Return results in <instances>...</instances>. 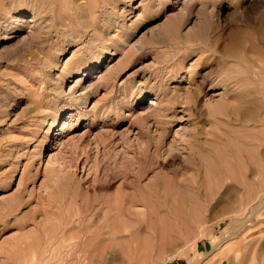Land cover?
Listing matches in <instances>:
<instances>
[{"label":"rangeland","instance_id":"obj_1","mask_svg":"<svg viewBox=\"0 0 264 264\" xmlns=\"http://www.w3.org/2000/svg\"><path fill=\"white\" fill-rule=\"evenodd\" d=\"M81 1L64 3L74 7ZM94 1L103 42L90 31L79 43L52 49L57 65L45 71L47 84L70 104L52 127L50 118L40 124L30 109L32 67L23 66L22 59L35 50L38 32L54 26L55 16L38 0H0V264H34L32 255L50 246L44 264H83L79 255L84 253L71 252L80 238L89 233L96 238L100 230L95 224L103 223L107 199L120 200L119 205L113 201L114 207L128 211V218L122 212L118 216L124 252H116L113 264H248L246 244H255L262 257L264 192L255 190L259 194L252 203L245 195L260 183L256 168L264 163V35L258 33L264 0H170L160 9L161 0L151 7V0ZM236 32L244 36L238 35L241 41ZM72 37L79 39L62 36ZM113 39L121 43L117 51ZM249 42L258 44L256 52ZM101 43L110 46L99 65L70 73L62 69L65 63L69 71L80 65L87 51L93 53ZM212 43L214 49H207ZM225 43L239 44L233 48V63L223 61ZM86 92L88 98L75 106L74 97ZM194 174L207 179V196L202 187L194 189ZM44 197L61 207L64 230L76 227L61 244L54 241L60 215L46 213ZM110 204L109 217L117 211ZM159 207L167 214L155 215ZM256 207L260 210L253 214ZM82 226L89 231L83 233ZM261 257L254 263L264 264Z\"/></svg>","mask_w":264,"mask_h":264},{"label":"bare ground","instance_id":"obj_2","mask_svg":"<svg viewBox=\"0 0 264 264\" xmlns=\"http://www.w3.org/2000/svg\"><path fill=\"white\" fill-rule=\"evenodd\" d=\"M39 1V3L41 4V5H45L46 7V9H48V10H50L52 13H53V15L55 16L54 17V22H55V24H54V26L52 27V26H50L49 28L50 29H47V30H41V32H38V34L35 36V38H37V40H38V43H37V46H35L36 48H35V50H31L28 54V56L27 57H25V58H23L22 60V62H23V66H25L24 64H28V67L30 66V67H32V73H31V75L33 76V80L30 82V90H29V95H30V102H31V111L33 112V114H34V116H35V118L36 119H39L40 120V124H42L44 121H46L47 120V118H50V120L49 121H51L50 122V124H51V126L53 127L55 124H56V121H57V119H58V117H59V115L60 114H62V112L65 110V109H68L69 107H70V104H67L66 103V101L65 100H61V99H59V97H58V95L57 94H55V92H53V89H51V88H49L48 87V84H47V78H46V75L45 74H47L45 71L48 69V70H50L51 68H53V67H55L56 65H57V62H56V60H57V57H58V55L55 53V52H53L52 51V49H54L56 46H59V47H63V46H66V45H69V44H73V43H79L81 40V38L84 36V34L86 33V34H89L90 33V31H92V34L94 35V38H99L100 40H101V42H103V37H104V32L102 31V29L100 28V25H99V22L95 19V16H94V13H95V1L94 0H85V1H81V2H79V3H75V5H74V7L73 6H71V5H69V4H65L64 2H65V0H38ZM154 2H156V0H151V2L148 4V6H152V4H154ZM168 3H170V0H161V2H160V4L158 5V8L160 9V8H162V7H164V5H168ZM73 8L75 9V11H74V14L73 15H70V14H68L67 13V11L68 10H70V9H72L73 10ZM63 9H64V12H63ZM185 14V13H184ZM88 17L90 18V19H88ZM84 18H86V19H88V20H84ZM263 19V18H262ZM259 26V25H258ZM240 31L242 30V29H239ZM259 30L263 33H261V35L259 34V36L260 37H262L263 38V36L262 35H264V23H263V26H261L259 29H258V33H260L259 32ZM257 31V30H256ZM244 32V31H243ZM242 32V33H243ZM65 34H70L71 36H74V38L76 37H78L79 39H78V41H75L74 39H73V37L72 38H69V39H64V38H62V36L63 35H65ZM236 34H237V32H236ZM235 33H234V35H236ZM238 35H241V37L240 36H238ZM248 35H249V33H248ZM92 37V36H91ZM238 39H236L237 41L238 40H240L241 41V39H243V37L244 36H242V34H240V32L237 34V36H236ZM245 37H247V36H245ZM93 38V37H92ZM239 38H241V39H239ZM261 38V39H262ZM245 39L246 38H244V41H245ZM251 39V37L250 38H248V39H246L247 41L248 40H250ZM92 41H94V39H91ZM235 40V39H234ZM233 39H232V41H230V42H233L234 41ZM239 41V44L242 46V42H243V40H242V42H240ZM247 41H245L244 43L246 44V43H248ZM251 41V40H250ZM227 42V41H226ZM252 42H254L253 40H252ZM94 43V42H93ZM233 43H236V41L235 42H233ZM249 43H251V42H249ZM256 43V42H255ZM229 44H231V43H229ZM227 45L226 43L225 44H223V46H222V56H223V61L227 64L228 63V61H230V62H232L231 60H233L234 59V57H236L237 55L235 54V52H234V50H233V48L234 49H236V47L239 45H235V46H233V48H232V45ZM244 44V45H245ZM252 44V43H251ZM250 44V45H251ZM254 44V43H253ZM252 44V46H254L253 48L255 49H253L255 52H256V50H258V48H257V46H258V44H257V46H256V44H254L253 45ZM206 45V44H205ZM244 45H243V47H244ZM110 45H108V44H104V43H101L99 46H96L97 48H96V51H94L93 53H91V52H88L87 51V53H86V55H85V60L84 61H82V62H80V65H76L75 67H73V69H71L70 71L69 70H67V68H66V64L67 63H65V66H63L62 67V69L64 68L65 70H66V73H70V72H72V71H78V70H80V67L81 66H85L86 67V71H87V69L88 68H90V67H92L93 65H99L100 64V62H101V60L104 58V56L106 55V52H107V50H105V49H107L108 47H109ZM111 46L114 48V51H117V50H119L120 49V47H121V43H120V41L119 40H112V43H111ZM208 47H207V49H214V43H212V44H210V45H207ZM240 47V46H239ZM239 47H238V50L239 51H241L240 49H239ZM250 47V46H249ZM99 48V49H98ZM201 48V47H200ZM246 48V47H245ZM244 48V50H246ZM251 48V47H250ZM249 48V49H250ZM87 49H91V47L88 45V47H87ZM86 49V50H87ZM93 49V48H92ZM216 50V49H215ZM248 50V49H247ZM253 50H251V51H253ZM57 51V50H56ZM91 51V50H90ZM203 54V53H202ZM238 59V58H237ZM211 60V59H210ZM209 60V61H210ZM235 60H236V58H235ZM239 60V59H238ZM208 61V62H209ZM22 62H21V65H22ZM233 63V62H232ZM235 63V62H234ZM230 64V63H229ZM26 67V66H25ZM25 67H23V69L25 68ZM22 68V67H21ZM211 69H213V68H211ZM222 69V68H221ZM227 69V67L225 68V70ZM210 70V69H209ZM223 70V69H222ZM221 70V71H222ZM21 72H23V71H21ZM222 72H224V71H222ZM221 72V73H222ZM220 73V74H221ZM225 73H227V72H225ZM230 73H232V72H230ZM212 75V74H211ZM205 76V75H204ZM217 76H219V74L217 75ZM207 77V76H206ZM221 77V76H220ZM226 77V76H225ZM59 79H62V76L60 75L59 76ZM204 79V78H203ZM208 79V78H207ZM206 79V80H207ZM225 79V78H224ZM228 79H231L229 76H228ZM239 79V78H238ZM210 81V80H209ZM222 81V80H221ZM218 82V81H217ZM214 83H216V82H214ZM200 84V83H199ZM214 85H216V84H214ZM226 87V86H225ZM209 88H211V87H209ZM194 90V89H193ZM201 92V91H200ZM258 93H259V90H258ZM263 95V94H262ZM226 96V95H225ZM233 97V96H232ZM236 97L238 98V96H235V99H236ZM241 97V96H240ZM83 98H85V99H87L88 98V92H86L83 96H81V97H74V99L76 100V103L74 104L75 106L76 105H79L80 103H79V100L81 101ZM166 98H168V97H166ZM224 98V97H223ZM245 98V97H244ZM262 99H264V98H262ZM185 100V99H184ZM228 100V99H227ZM230 100V99H229ZM239 100V99H238ZM246 100V99H245ZM264 101V100H263ZM231 102V101H230ZM241 102V101H240ZM245 102V101H244ZM243 102V103H244ZM247 102V101H246ZM232 103V102H231ZM231 103H230V105H231ZM242 103V102H241ZM262 103V102H261ZM229 104V103H228ZM233 104V103H232ZM252 104V103H251ZM72 105V104H71ZM244 105V104H243ZM258 106V105H257ZM262 106V109H264V105H261ZM244 107V106H243ZM248 107V106H247ZM250 107V106H249ZM250 108H252V107H250ZM249 108V109H250ZM214 109H216L215 107H214ZM244 109V108H243ZM254 109V108H253ZM258 109V108H257ZM68 110H70V109H68ZM252 110V109H251ZM262 111V110H261ZM264 111V110H263ZM209 112H210V110H209ZM253 112V111H252ZM224 113V112H223ZM210 114H211V112H210ZM217 114V113H216ZM255 115H257V114H255ZM260 115V114H259ZM259 115H257V117L259 116ZM264 115V114H263ZM214 116V115H213ZM246 116H248L247 114H246ZM214 117H217V116H214ZM224 117V116H223ZM248 118H249V116H248ZM69 119V117H66L65 119H64V122L65 121H67ZM215 119V118H214ZM219 119V118H218ZM241 119V118H240ZM257 119V118H256ZM255 119V120H256ZM220 120V119H219ZM224 120H225V118H224ZM227 121V120H226ZM218 122V121H217ZM240 122V121H239ZM247 123H248V121H246ZM262 122V121H261ZM66 123V122H65ZM238 123V122H237ZM251 123V122H250ZM263 123H264V119H263ZM73 124H75V121H73ZM219 125H220V123H218ZM254 124H255V122H254ZM260 124V123H259ZM247 125H249V123L247 124ZM257 125V124H256ZM235 126H237L236 124H235ZM252 126V125H251ZM250 126V127H251ZM258 126V125H257ZM222 127V126H221ZM240 127V126H239ZM248 127V126H247ZM252 128V127H251ZM211 133V132H210ZM215 137H217V136H215ZM264 138V137H263ZM57 139V138H56ZM222 139V138H221ZM43 142L45 141V142H47V140H48V137L47 136H45L43 139H41ZM214 140H217V139H214ZM262 140V139H261ZM41 141V142H42ZM51 141V140H50ZM50 141H49V144H50ZM209 141H211V140H209ZM213 141V140H212ZM240 141V140H239ZM243 141V140H242ZM44 142V143H45ZM142 142H143V140H142ZM194 142V141H193ZM219 142H220V140H219ZM245 142V141H244ZM44 143H41V145H40V147L42 146V145H44ZM248 143V142H247ZM256 143V142H255ZM142 145H143V143H142ZM244 146H245V143L243 144ZM249 145V144H248ZM253 145V144H252ZM255 145V144H254ZM253 145V146H254ZM259 145H260V143H259ZM261 145H263V144H261ZM210 146V145H209ZM252 146V147H253ZM251 147V146H250ZM257 147V146H256ZM259 147V146H258ZM144 148V147H143ZM187 148V147H186ZM189 148V147H188ZM187 148V149H188ZM186 149V150H187ZM258 149V148H257ZM260 149V148H259ZM157 150V149H156ZM264 150V149H263ZM218 151V150H217ZM257 151V150H256ZM157 152V151H156ZM231 152V151H230ZM248 152V151H247ZM142 153V152H141ZM232 153V152H231ZM256 153V152H255ZM198 154H200V153H198ZM248 154V153H247ZM253 154V153H252ZM262 154V153H261ZM158 155V154H157ZM210 155V154H209ZM255 155V154H254ZM253 155V156H254ZM264 155V154H263ZM200 156V155H199ZM256 156H257V154H256ZM187 157V156H186ZM194 157H196V156H194ZM263 157V156H262ZM261 157V158H262ZM257 158V157H256ZM260 158V157H259ZM193 159V158H192ZM195 159V158H194ZM263 159V158H262ZM202 160V159H201ZM264 160V159H263ZM262 160V161H263ZM128 161V160H127ZM132 161H133V159H132ZM199 161V160H198ZM261 161V160H260ZM150 162V161H149ZM148 162V163H149ZM201 161H199L198 163H200ZM213 162V161H212ZM254 162V161H253ZM253 162H250V163H252L253 164ZM147 163V164H148ZM151 163V162H150ZM194 163V162H193ZM195 163H196V161H195ZM260 164L258 165L257 163V165H258V167L256 168V171H257V173L258 174H260L262 177V179H260V183H255V185H257L256 187H255V185L254 186H252V189L249 191V189H250V187H249V184H251V183H247V186L249 187V189H246V193H247V195H245V199H247L248 201H249V203L251 202V201H256V199L255 200H253L254 198H257L258 196L257 195H255V193L256 194H259V192H260V190H262L263 192H264V185H263V181H264V163H261V162H259ZM203 163H201V164H199L200 165V167H201V165H202ZM204 165V164H203ZM207 165V164H206ZM219 165V164H218ZM247 165L249 166V164L247 163ZM208 166V165H207ZM203 167V166H202ZM201 167V168H202ZM205 167V166H204ZM210 167V166H209ZM221 167V166H220ZM223 167V166H222ZM191 168V167H190ZM219 168V167H218ZM144 170H146V168L144 167L143 168ZM213 169V168H212ZM251 169H253V167L251 168ZM209 170V169H208ZM254 170H255V168H254ZM215 171V170H214ZM217 171V170H216ZM220 171H223V170H221V168H220ZM183 172V171H182ZM192 172V171H191ZM251 172V171H250ZM141 173H142V171H141ZM210 173V172H209ZM232 173V172H231ZM161 174V173H160ZM159 174V175H160ZM199 174V173H198ZM220 174V173H219ZM253 174V173H252ZM140 175V174H139ZM138 175V176H139ZM183 175V174H182ZM192 175V174H191ZM210 175H211V173H210ZM222 175V174H221ZM260 175H259V177H260ZM158 175L156 174V177H157ZM161 176V175H160ZM176 176V175H175ZM178 176V175H177ZM136 177V176H135ZM161 177H163V176H161ZM165 177L166 176H164L163 178L165 179ZM184 176H182V178H183ZM202 177V176H201ZM210 177V176H209ZM219 177H220V175H219ZM231 177H233V176H231ZM140 178V177H139ZM153 178H155V177H153ZM158 178H160V177H158ZM163 178H160V179H163ZM178 178V177H177ZM179 178H181V176L179 175ZM138 179V178H137ZM163 179V180H164ZM188 179V178H187ZM135 180V179H134ZM158 180V179H157ZM186 180V179H185ZM189 180H190V177H189ZM222 180V179H221ZM220 180V181H221ZM150 181V180H149ZM174 181V180H173ZM175 181H177V180H175ZM174 181V182H175ZM206 181H207V179L206 178H203V179H200V178H198V176H197V174H194L193 176H192V183H193V187H194V189H196L197 191L200 189V187H202V189H204V191H205V193H206V196H207V191H209V186L210 185H208V183H206ZM130 182H132V181H130ZM134 182V181H133ZM139 182V181H138ZM163 182V181H162ZM165 182H167V181H165ZM178 182V181H177ZM184 182V181H183ZM187 182V181H186ZM222 182V181H221ZM246 182V181H245ZM256 182V181H255ZM124 183V182H123ZM135 183V182H134ZM137 183V182H136ZM140 184V183H139ZM157 184V183H156ZM155 184V185H156ZM161 184V183H160ZM177 184V183H176ZM188 184V183H187ZM186 184V185H187ZM209 184H211L210 182H209ZM221 185H222V183H220ZM243 184V183H242ZM246 184V183H245ZM244 184V186L245 187H247L246 185ZM254 184V183H253ZM175 185V184H174ZM183 185H185V184H183ZM185 185V186H186ZM189 185H191V184H189ZM216 185H217V183H216ZM252 185V184H251ZM166 186V185H165ZM152 187V186H151ZM162 187V186H161ZM178 188L180 187V185L179 186H177ZM181 187H184V186H182L181 185ZM191 187V186H190ZM212 188H213V186H211ZM216 187V186H215ZM261 187H263V188H261ZM166 188V187H165ZM139 189H141L140 187H139ZM143 189H144V187H143ZM143 189H142V191H143ZM166 189H168V188H166ZM183 189V188H182ZM181 189V190H182ZM191 189H193V188H191ZM191 189H189V190H191ZM215 189V188H214ZM146 190V189H145ZM149 190V189H148ZM147 190V191H148ZM150 190H152V188L150 189ZM169 190V189H168ZM176 189L175 188H173V191H175ZM181 190H180V192H181ZM186 190V189H185ZM216 190H217V188H216ZM255 190H259V192L257 193V192H254ZM177 192V191H176ZM179 192V193H180ZM186 192V191H185ZM188 192V191H187ZM191 192V191H190ZM193 192V191H192ZM215 192V191H214ZM253 192H254V194H253ZM144 193H146V192H144ZM243 193V192H242ZM241 193V194H242ZM245 193V192H244ZM149 194V193H148ZM150 194H153V193H150ZM158 194V193H157ZM185 194V193H184ZM191 194V193H190ZM195 194V193H194ZM143 195V194H142ZM163 195H165V194H163ZM177 195H178V193H177ZM182 195V194H181ZM198 195V194H197ZM200 195V194H199ZM201 195H203V194H201ZM216 195V194H215ZM150 196V195H149ZM152 196V195H151ZM161 196V195H160ZM167 196V195H166ZM180 196V195H179ZM178 196V197H179ZM189 196V195H188ZM204 196V195H203ZM202 196V197H203ZM261 196H262V194H261ZM261 196L259 195V197L261 198ZM142 197V196H141ZM153 197V196H152ZM152 197H150V198H152ZM155 197H157V196H155ZM154 197V198H155ZM169 197V196H168ZM172 197V196H171ZM210 196H208V198H209ZM45 198V197H44ZM109 198V197H108ZM149 198V199H150ZM190 198V197H189ZM198 198H199V196H198ZM212 198H213V196H212ZM46 200H47V203H46V206H47V208L48 209H45L46 210V213L48 214V215H52L53 217H56V216H58V214L61 212L60 211V209H61V207L58 205V203L57 202H55V200L53 199V200H51L49 197L47 198H45ZM105 199H107V198H105ZM128 199H129V201H130V198L128 197ZM143 199V198H142ZM159 199H162V198H159ZM174 199V198H173ZM238 199V198H237ZM241 199H243L242 198V196H241ZM244 199V201L243 202H245L246 200ZM263 199V198H262ZM109 199H107L106 201L107 202H105L104 200V205H106V204H108V209L106 210V209H103V215H102V221H103V223H96L95 225L99 228V230H100V232H98V235L96 236V238H95V236H90V233H89V236L87 237H85V238H80L78 241H76V244H75V248H74V250L71 252V254H73V253H76V254H78L79 255V252H83L84 254H80L79 255V258L81 259V263H86V264H113V262H112V258L113 257H115L114 255L116 254V252L117 251H122V250H124L123 249V247L124 246H122V240L124 239L121 235H119V234H117V221H118V216L120 217L121 216V210L120 211H118V209H117V207L115 208L114 206V204L115 203H118V205H119V202H117V201H120V200H117V199H112V200H110V201H108ZM134 200V199H133ZM141 200V199H140ZM151 200V199H150ZM157 200V199H156ZM165 200H166V198H165ZM168 200H169V198H168ZM175 200V199H174ZM178 200V199H177ZM184 200V199H183ZM239 200H240V198H239ZM112 201V202H111ZM113 201H116L115 203L113 202ZM169 201H171V200H169ZM168 201V202H169ZM212 201V200H211ZM231 201V200H230ZM264 201V200H263ZM240 202H242V201H240ZM242 202V203H243ZM110 203H113V207L115 208V209H117V211L118 212H120V215L117 213V211L114 209L112 212H114V211H116V212H114L113 213V215L112 216H110L109 217V209H110ZM121 203V202H120ZM142 204H143V201L141 202ZM167 203V200L165 201V204ZM173 203V202H172ZM208 203V202H207ZM216 203V202H215ZM245 203H248V202H245ZM252 203V202H251ZM256 203H258V201L256 202ZM129 204V203H128ZM130 204H131V202H130ZM146 203H144V205H145ZM162 204H163V202H162ZM263 204H264V202L262 203V206H263ZM97 205V204H96ZM95 205V206H96ZM125 205V204H124ZM148 205V204H147ZM159 205V204H158ZM169 205V204H168ZM175 205V204H174ZM237 205V204H236ZM239 205V204H238ZM251 205V204H250ZM249 205V206H250ZM80 206V205H79ZM99 206V205H98ZM101 206H102V204H101ZM134 206V205H133ZM171 207L170 208H172V206L173 205H170ZM223 206V205H222ZM222 206H221V208H222ZM244 206H245V204H244ZM120 207V206H119ZM124 207H126V206H124ZM123 207V208H124ZM132 207V206H131ZM163 207V206H162ZM225 207V206H224ZM234 207V206H233ZM246 207V206H245ZM247 207H248V204H247ZM261 207V206H260ZM260 207L259 208H255V210H253V214H255V213H258L259 212V210H260ZM104 208H105V206H104ZM107 208V207H106ZM164 208V207H163ZM167 208H168V206H167ZM166 208V209H167ZM173 208H174V206H173ZM230 208V207H229ZM82 209V208H81ZM112 209V208H111ZM157 209H159V210H157ZM156 210H157V214H155V215H158L159 214V212L158 211H160V207L159 208H157ZM169 209V208H168ZM175 209V208H174ZM82 211V210H81ZM123 211H124V209H123ZM166 211H168V210H166ZM166 211H164V212H166ZM230 212H231V210H229ZM241 211H242V209H241ZM102 212V211H101ZM168 212H171L170 211V209H169V211ZM172 212H173V209H172ZM218 212V211H217ZM221 212V211H220ZM219 212V213H220ZM84 213L85 212H83V215H84ZM122 213H124V214H127L128 213V211H127V213H126V210H125V212H122ZM155 213H156V211H155ZM160 213H162L161 211H160ZM233 213V212H232ZM237 213V212H236ZM242 213V212H241ZM61 214V213H60ZM59 214V215H60ZM124 214H122V216L124 217ZM149 214V213H148ZM163 214V213H162ZM164 214H167V212L166 213H164ZM164 214L162 215V216H164ZM171 214V213H170ZM201 214V213H200ZM217 214V213H216ZM215 214V215H216ZM224 214V213H223ZM238 214V213H237ZM55 215V216H54ZM169 215V214H168ZM214 215V216H215ZM225 215H228V214H226L225 213ZM224 215V216H225ZM239 215V214H238ZM90 216V215H89ZM128 216V214L126 215V217ZM151 216H152V213H151ZM154 216V215H153ZM152 216V217H153ZM202 216V215H201ZM217 216V215H216ZM229 216V215H228ZM253 216V215H252ZM49 217V216H48ZM52 217V218H53ZM69 217V216H68ZM84 217V216H83ZM151 217V218H152ZM155 217V216H154ZM153 217V218H154ZM197 217V216H196ZM204 217H205V215H204ZM230 217V216H229ZM50 218H51V216H50ZM63 218H65V217H63ZM62 217H61V215L60 216H58V220L57 221H59V225H60V229H59V231H58V235H54L55 236V240L54 241H56V239H58V241L57 242H60V244L61 243H63L62 241H60V240H62L66 235H67V231L69 232V230H71L70 228L69 229H67V230H64V227H66L65 225H66V223H65V221H64V219H63ZM128 218V217H127ZM214 218V217H213ZM226 218V217H225ZM249 218V217H248ZM69 219V218H68ZM82 219V218H81ZM88 219H90L89 217H88ZM108 219H110V222H108L107 220ZM71 220V219H70ZM74 220H75V218H74ZM84 220V219H83ZM204 220V219H203ZM202 220V221H203ZM52 221H54V219L52 220ZM107 221V222H106ZM245 221V220H244ZM78 222H81V223H83L82 222V220H78ZM85 222V221H84ZM201 222V221H200ZM200 222H198V223H200ZM50 223V222H49ZM48 223V224H49ZM72 223H74V222H72ZM87 223V222H86ZM52 224H53V222H52ZM79 224V223H78ZM260 224V223H259ZM85 225V224H84ZM87 225V224H86ZM258 224H256V226H257ZM53 226V225H52ZM93 226V225H92ZM91 226V227H92ZM119 226V225H118ZM238 226V225H237ZM253 226V227H252ZM250 228H254V227H256V226H254V225H252ZM94 227V226H93ZM232 227V226H231ZM74 228L76 229V227L74 226ZM248 228V227H247ZM75 229H73V231L71 230L70 232L73 234V232L74 231H76ZM83 233H84V230H87V231H89L88 229H90V228H85L84 226H82V228H79ZM78 230V229H77ZM250 230V229H249ZM247 231H248V229H247ZM92 232H94L93 230H92ZM233 232V231H232ZM70 233V234H71ZM78 233V232H77ZM254 233V232H253ZM76 234V233H75ZM93 234V233H92ZM262 234V233H261ZM53 235V234H52ZM96 235V234H95ZM134 235V234H133ZM133 235H131L130 234V237L131 236H133ZM77 236H78V234H77ZM85 236V235H84ZM100 236V237H99ZM90 237L92 238V240H94L93 242H92V240L90 239ZM99 237V238H98ZM74 238H75V236H74ZM73 238V239H74ZM253 238V237H252ZM251 238V239H252ZM46 239V238H45ZM52 239V238H51ZM98 239V240H97ZM64 240V239H63ZM65 240H67V237H65ZM90 240H91V242H92V244L93 245H90L91 243H89L90 242ZM46 241V240H45ZM258 241V240H257ZM43 242V241H42ZM41 242V243H42ZM247 242V241H246ZM52 243H53V241L51 242V245H52ZM56 243V242H55ZM252 243V242H251ZM50 244V243H49ZM54 244V243H53ZM58 245V244H57ZM88 245H90V246H92L93 248H92V250L90 249V250H88L89 249V247H87ZM54 245H52V247H53ZM254 246H255V244H254ZM253 245H249V246H247V244H246V249L248 248V260H249V262H248V264H255L254 262L256 261V263H257V260H255V259H257V257H261V256H258L256 253V251H255V247H254ZM43 247V246H42ZM51 247V246H50ZM50 247H49V249H47V250H50ZM106 247H107V249H110V250H107V251H105L104 249H106ZM46 248H48V246H46ZM60 248H62V247H60ZM260 249V248H259ZM258 249V250H259ZM263 250H264V247L262 248ZM262 249H261V251H262ZM46 249H45V251L43 250V252H41L40 253V255H36V253L35 254H33L32 255V260H35V262H34V264H37V262H38V264H44L45 263V259H46V255H48L47 253H49V251H47ZM55 250V249H54ZM57 250H58V248H57ZM65 251V250H64ZM68 251V250H67ZM219 251V250H218ZM261 251H259V252H261ZM61 252V251H60ZM122 252H124V251H122ZM258 252V253H259ZM263 252V251H262ZM55 253V252H54ZM58 253V252H57ZM91 254L90 256V258L89 257H87L86 256V254ZM61 254V253H60ZM70 254V255H71ZM75 254V255H76ZM217 254H218V252H217ZM29 255V254H28ZM257 255V256H256ZM261 255H262V253H261ZM64 256V255H63ZM72 256H74V255H72ZM83 256V257H82ZM67 257V256H66ZM76 257H77V255H76ZM225 257V256H224ZM244 257V256H243ZM262 257H264V255L262 256ZM260 258V260L261 259H263V258ZM240 258V257H239ZM238 258V259H239ZM31 259V258H30ZM72 259V258H71ZM70 259V260H71ZM229 259H231V258H229ZM41 260H43L41 263L39 262V261H41ZM52 260V259H51ZM68 260V259H67ZM74 260H75V258H74ZM78 260V259H77ZM231 260H233V258L231 259ZM240 260H241V258H240ZM29 261V260H28ZM49 261V260H48ZM66 261V260H65ZM244 261V260H243ZM30 262V261H29ZM233 262V261H232ZM261 263H263L262 262V260L260 261ZM28 263V262H27ZM26 263V264H27ZM62 263V262H61ZM67 263V262H66ZM70 263H72V260H71V262ZM75 263H76V261H75ZM234 263V262H233ZM235 263L236 264H238V261H235ZM47 264V263H46ZM51 264V263H50ZM79 264V263H78ZM245 264H247L246 262H245Z\"/></svg>","mask_w":264,"mask_h":264},{"label":"snow or ice","instance_id":"obj_3","mask_svg":"<svg viewBox=\"0 0 264 264\" xmlns=\"http://www.w3.org/2000/svg\"><path fill=\"white\" fill-rule=\"evenodd\" d=\"M27 14V13H26Z\"/></svg>","mask_w":264,"mask_h":264}]
</instances>
